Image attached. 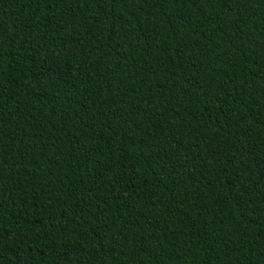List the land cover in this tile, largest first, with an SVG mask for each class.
<instances>
[{
    "label": "trees",
    "instance_id": "16d2710c",
    "mask_svg": "<svg viewBox=\"0 0 264 264\" xmlns=\"http://www.w3.org/2000/svg\"><path fill=\"white\" fill-rule=\"evenodd\" d=\"M0 264H264V0H0Z\"/></svg>",
    "mask_w": 264,
    "mask_h": 264
},
{
    "label": "snow or ice",
    "instance_id": "6c2138e0",
    "mask_svg": "<svg viewBox=\"0 0 264 264\" xmlns=\"http://www.w3.org/2000/svg\"><path fill=\"white\" fill-rule=\"evenodd\" d=\"M0 259H2V257H0Z\"/></svg>",
    "mask_w": 264,
    "mask_h": 264
}]
</instances>
